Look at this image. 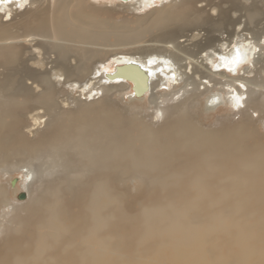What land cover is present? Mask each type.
I'll use <instances>...</instances> for the list:
<instances>
[{
  "label": "bare ground",
  "instance_id": "bare-ground-1",
  "mask_svg": "<svg viewBox=\"0 0 264 264\" xmlns=\"http://www.w3.org/2000/svg\"><path fill=\"white\" fill-rule=\"evenodd\" d=\"M62 1L0 0V264H264V0H104L185 22L134 54Z\"/></svg>",
  "mask_w": 264,
  "mask_h": 264
},
{
  "label": "rangeland",
  "instance_id": "rangeland-1",
  "mask_svg": "<svg viewBox=\"0 0 264 264\" xmlns=\"http://www.w3.org/2000/svg\"><path fill=\"white\" fill-rule=\"evenodd\" d=\"M80 1V0H66L64 3L62 2H58L57 3V8H55V16L57 17L60 14H65L68 13L70 10H72V8L76 5V3ZM85 1V5L87 6V8H90V11H92V7H89V5H96L97 8L99 9V11L97 12L99 14V16L101 18L99 19H108V20H113L115 23V27L113 26V21H110L109 24L110 26L103 28L102 30L104 31H109L110 33L114 34L116 33V31L122 32L124 33V36H131V35H135L140 33L141 31H144L145 34L143 36L142 39H140V41L136 42V45H132L129 47L130 52L131 53H135L140 51V49H137L140 45H148L150 43H153L157 38H159L160 36L164 35L165 33H168V31H170L171 29H177V28H185V22L181 21L179 22L178 20L172 21L169 24H166V27L160 26L158 28L155 29H151V24L155 18V14L156 11L159 10L160 6H156L153 7L151 9H142V11L140 12H135L132 7H115L113 3H109L108 1H102V0H84ZM85 6V7H86ZM189 19L191 20V27L192 29L195 28L194 27V23L192 22V18L194 16L192 15H188ZM188 19V21H189ZM117 20L119 21V27H117ZM85 25V23H84ZM89 27L92 30H97L99 31V28L93 26V25H89ZM79 28H77L78 30ZM112 38V37H111ZM107 38V41H103V44H107L110 45V41H113L114 38ZM83 48H86L89 51H95L96 48L93 47L91 44H88V46H83ZM105 48V47H103ZM117 48V47H115ZM122 92V91H121ZM118 93L117 94V99L121 100L123 98V96H125L126 94H128L129 92H125L123 91L122 94ZM101 96V95H100ZM120 96V97H119ZM105 99V97L103 98ZM104 101V100H103ZM102 101V102H103ZM201 101L203 102V99H201ZM101 102V103H102ZM116 100V98L112 99L111 102L109 103L110 105H112L116 110H120L121 112L125 113V114H130V115H135L137 113V110L140 111L139 113H141V117H144L145 119H147L145 114H142V108L146 107L149 110V104L147 103L148 101H141L138 104L139 105H127L129 107L132 108H128V107H124L120 106L118 104V102ZM204 103V102H203ZM202 103V106H203ZM75 106V105H73ZM135 108V109H134ZM125 109V110H124ZM127 109V110H126ZM93 113V110H90ZM96 112V111H95ZM229 112V107H221L218 111L213 112L210 116L209 119H206L202 116L201 114V110H199L198 114H197V120L203 124H207V125H212L217 118L219 117H223L225 116L226 113ZM86 114L91 115V113L89 112H85ZM18 172H14V173H6L3 176H1V181L2 183H8L9 181L13 180L15 177H20ZM7 175V176H6ZM139 180L137 179V177H134L131 181V191L132 192H137V187L139 184ZM19 184V183H18ZM17 184V185H18ZM14 188L12 187L11 190H13ZM14 191V194L12 193ZM11 191L10 193V197L12 200L17 201L18 198L16 197V195L20 192H22V190L16 186L15 189ZM15 197V198H14ZM10 209L9 208H5V209H0V219L1 220H5V217L9 218L11 216L10 214ZM4 230L1 229L0 227V241L3 238L4 235Z\"/></svg>",
  "mask_w": 264,
  "mask_h": 264
},
{
  "label": "water",
  "instance_id": "water-1",
  "mask_svg": "<svg viewBox=\"0 0 264 264\" xmlns=\"http://www.w3.org/2000/svg\"><path fill=\"white\" fill-rule=\"evenodd\" d=\"M124 1H130V0H124ZM131 69H137L138 71L140 72L142 71L147 74V70H144L142 67H140V65H136L134 63H128L127 65L117 66L115 68V72L111 76H120V78L128 79V81H130L129 78H127L126 73L128 72V70H131ZM146 74H145V77H147ZM133 86H135V84H133ZM145 89H147V83H146ZM17 184H18V179L15 177L12 181V187L15 189ZM16 197L18 198V200L23 201L26 199L27 196L25 193L20 192L16 195Z\"/></svg>",
  "mask_w": 264,
  "mask_h": 264
},
{
  "label": "built area",
  "instance_id": "built-area-1",
  "mask_svg": "<svg viewBox=\"0 0 264 264\" xmlns=\"http://www.w3.org/2000/svg\"><path fill=\"white\" fill-rule=\"evenodd\" d=\"M97 97V96H96Z\"/></svg>",
  "mask_w": 264,
  "mask_h": 264
}]
</instances>
